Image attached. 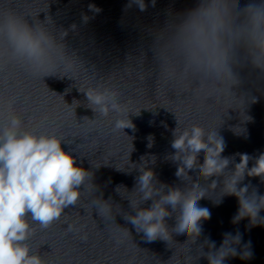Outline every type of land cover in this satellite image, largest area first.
<instances>
[{"label":"water","instance_id":"95a60500","mask_svg":"<svg viewBox=\"0 0 264 264\" xmlns=\"http://www.w3.org/2000/svg\"><path fill=\"white\" fill-rule=\"evenodd\" d=\"M239 2L243 7L249 0ZM128 3L0 0V11L10 8L29 23H44L67 57L58 61L56 73L50 76L34 74L11 53L0 57V131L10 115H17L22 120L21 131L57 135L63 139L65 151L93 173L91 181L80 186L77 204L65 209L59 220L47 228L29 221L33 232L26 243L45 264H208L204 258L196 261L197 246L207 237L219 247L223 233L239 232L238 252L250 242L252 256L248 260L229 258L226 264H264V225L251 226L248 218L233 224L238 210L235 197L224 196L221 203H214L222 196V177L206 180L193 169L180 178L175 174L178 164L168 159L175 151L171 142L177 126L181 131L198 125L206 132H218L226 144L224 157L237 153L257 157L264 152V73L250 65L237 67L241 83L231 95L215 93L196 77H170L154 55L155 30L164 26L170 14L193 6L196 0H156L155 7L145 0L148 7L143 12L136 5L126 9ZM90 4L100 11L89 10ZM4 49L0 43V51ZM88 89L115 93V101L127 112L113 111L110 104L107 116L94 112L85 95ZM125 115L135 130L114 129L115 121ZM141 157L159 182L181 189L195 182L204 189L206 197L198 203L210 210L211 218L203 222L195 244L192 239L184 243L186 234H173L169 246L159 239L148 242L126 220L135 215L137 209L130 206L129 199L135 202L137 196H128L123 188L118 193L116 187L133 189L140 173L132 164L139 167ZM235 161L239 162V156ZM202 162L203 152L198 157V163ZM213 179L218 182L216 189L209 186ZM249 183L264 195L259 178L245 177L240 186ZM101 200L112 205L110 218L98 214ZM151 203L142 201L139 207ZM175 215L166 218L170 228L175 225ZM259 216L264 218V210ZM69 224L73 225L71 232Z\"/></svg>","mask_w":264,"mask_h":264},{"label":"clouds","instance_id":"9594fccd","mask_svg":"<svg viewBox=\"0 0 264 264\" xmlns=\"http://www.w3.org/2000/svg\"><path fill=\"white\" fill-rule=\"evenodd\" d=\"M155 4L156 0H151L153 7ZM133 5L141 12L148 7L145 0H129L125 7ZM89 10L100 11L94 4L89 5ZM0 43L5 46L0 57L11 53L38 76L55 74L58 61L67 58L63 46L44 23H29L10 8L0 11ZM154 55L163 72L170 77H196L208 83L215 93L231 95L232 89L241 83L237 67L250 65L264 73V0H249L243 7L239 0H196L193 6L170 14L164 26L155 30ZM85 95L92 110L102 116L108 115L109 104L113 111L127 112L115 101V93L88 89ZM21 126V118L13 114L0 131V264H45L26 243L33 232L29 221L47 228L59 220L65 209L77 204L82 193L80 186H86L93 173L65 151L62 138L55 134L21 131ZM125 128L135 130L126 115L114 125L115 130ZM173 137L171 147L175 151L168 159L178 164L177 177L188 175L193 169H198L199 177L206 180L222 177L219 183L222 196L214 203H221L224 196L235 197L238 210L233 224L248 218L251 226L264 225V218L259 216L264 210V195L250 183L240 186L245 177L259 178L264 184V152L257 157L247 153L224 157L223 137L216 131L206 132L198 125L182 131L177 126ZM148 139L151 148L153 137ZM201 152L203 162L198 163ZM236 156H239L238 163ZM155 159L151 157L153 163ZM141 161L139 167L132 164V169L138 168L140 173L133 189L129 192L123 185L116 187L118 193L123 188L128 196L133 193L137 196L135 202L129 199L130 206L137 209L135 215L126 220L137 233L142 232L148 242L159 239L169 246V242L174 241L173 234H186L184 243L192 239L195 244L202 234L203 222L211 218L210 210L198 203L206 197L204 189L195 182L186 189L163 184L157 180L145 157H141ZM217 179L209 185L213 189L218 186ZM149 200L152 201L149 207H139L142 201ZM97 212L110 218L112 205L101 200ZM173 213L176 214L175 225L170 228L166 218ZM67 230L73 231V225L69 224ZM222 236L219 247L206 237L197 246L196 261L204 258L208 264H226L229 258H251L250 242L243 250H237L242 239L239 232L235 235L226 232ZM190 253L191 250L189 257Z\"/></svg>","mask_w":264,"mask_h":264}]
</instances>
